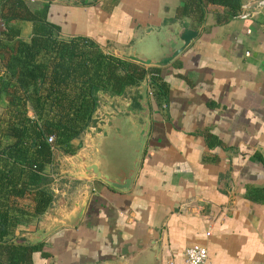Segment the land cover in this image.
<instances>
[{
    "label": "crops",
    "instance_id": "0c3cea01",
    "mask_svg": "<svg viewBox=\"0 0 264 264\" xmlns=\"http://www.w3.org/2000/svg\"><path fill=\"white\" fill-rule=\"evenodd\" d=\"M113 2H50V21L62 38L89 37L107 51L126 48L147 26L175 19L181 4ZM251 12L222 25L212 17L203 26L185 23L201 34L160 69L168 99L151 96V131L129 192L62 175L72 159L57 152L52 209H71L93 187L81 223L43 241L35 264L132 262L149 258L157 246L162 264H187L186 249L194 244L207 248L209 264H264V7ZM22 27V38L30 40L33 24ZM4 73L0 61V77ZM7 105L3 97L0 115ZM73 144L84 153L91 148L86 132ZM42 217L19 226L16 237L35 233Z\"/></svg>",
    "mask_w": 264,
    "mask_h": 264
},
{
    "label": "trees",
    "instance_id": "16d2710c",
    "mask_svg": "<svg viewBox=\"0 0 264 264\" xmlns=\"http://www.w3.org/2000/svg\"><path fill=\"white\" fill-rule=\"evenodd\" d=\"M36 1L0 0V101H8L0 115V264H35L43 251V244L25 245L16 230L52 207L55 155L75 154L73 141L91 123L99 93L122 95L146 77L157 102L169 93L160 69L120 59L89 37L62 38L50 21L52 3ZM244 3L181 0L176 18L203 26L212 17L222 25L237 19ZM24 22L33 24L28 41Z\"/></svg>",
    "mask_w": 264,
    "mask_h": 264
},
{
    "label": "water",
    "instance_id": "95a60500",
    "mask_svg": "<svg viewBox=\"0 0 264 264\" xmlns=\"http://www.w3.org/2000/svg\"><path fill=\"white\" fill-rule=\"evenodd\" d=\"M40 1L75 6L93 5L100 0ZM200 34L201 31L194 30L175 18L162 25L145 27L126 48L110 46L107 51L145 68L165 69L177 61ZM149 88V78L146 77L138 85L128 86L122 95L113 96L100 92L101 101L85 131L91 143L89 153H84L83 147H80L75 154H68L72 162L63 163L62 175L101 181L116 191L129 192L141 168L151 131ZM92 187L89 186L81 194L71 209L50 207L43 215L37 231L21 237L24 238L25 245L41 244L61 229L77 227L84 217ZM228 188L233 200V184L230 183ZM109 264H162L161 249L157 246L149 258Z\"/></svg>",
    "mask_w": 264,
    "mask_h": 264
},
{
    "label": "built area",
    "instance_id": "2783aa9c",
    "mask_svg": "<svg viewBox=\"0 0 264 264\" xmlns=\"http://www.w3.org/2000/svg\"><path fill=\"white\" fill-rule=\"evenodd\" d=\"M264 7V0H248L244 3L239 19H248L252 16V10L261 9ZM150 95L153 96L150 91ZM54 142V137H49V143ZM208 250L205 246L200 244H194L186 249L185 257L187 264H209L208 262Z\"/></svg>",
    "mask_w": 264,
    "mask_h": 264
},
{
    "label": "rangeland",
    "instance_id": "374dc122",
    "mask_svg": "<svg viewBox=\"0 0 264 264\" xmlns=\"http://www.w3.org/2000/svg\"><path fill=\"white\" fill-rule=\"evenodd\" d=\"M0 111H2V110H1V108H0ZM25 226H27V227H28V225H27V224H26Z\"/></svg>",
    "mask_w": 264,
    "mask_h": 264
}]
</instances>
